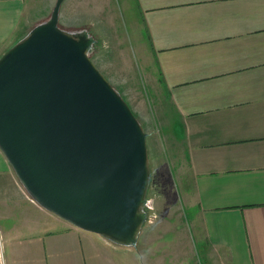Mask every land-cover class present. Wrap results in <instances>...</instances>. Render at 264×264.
I'll return each instance as SVG.
<instances>
[{
	"label": "crops",
	"instance_id": "1",
	"mask_svg": "<svg viewBox=\"0 0 264 264\" xmlns=\"http://www.w3.org/2000/svg\"><path fill=\"white\" fill-rule=\"evenodd\" d=\"M133 1L176 118L189 244L205 264H264V0ZM69 11L60 21L80 23ZM44 16L0 0V57ZM0 237L3 264H145L139 243L38 205L1 147Z\"/></svg>",
	"mask_w": 264,
	"mask_h": 264
},
{
	"label": "water",
	"instance_id": "2",
	"mask_svg": "<svg viewBox=\"0 0 264 264\" xmlns=\"http://www.w3.org/2000/svg\"><path fill=\"white\" fill-rule=\"evenodd\" d=\"M64 0L0 57V147L27 194L75 227L136 246L151 182L147 132L59 25Z\"/></svg>",
	"mask_w": 264,
	"mask_h": 264
},
{
	"label": "rangeland",
	"instance_id": "3",
	"mask_svg": "<svg viewBox=\"0 0 264 264\" xmlns=\"http://www.w3.org/2000/svg\"><path fill=\"white\" fill-rule=\"evenodd\" d=\"M56 1L27 0L32 10L44 13L47 19ZM60 11L64 16L68 11L75 18L81 16L78 24L59 21V25L69 32L87 30L95 37L91 59L123 95L148 134L152 178L144 208L148 217L138 240L143 263L205 264L202 246L189 244L191 222L179 189L182 168L174 146H178L176 118L150 58L147 34L134 1L64 0ZM1 261L3 264V257Z\"/></svg>",
	"mask_w": 264,
	"mask_h": 264
},
{
	"label": "flooded vegetation",
	"instance_id": "4",
	"mask_svg": "<svg viewBox=\"0 0 264 264\" xmlns=\"http://www.w3.org/2000/svg\"><path fill=\"white\" fill-rule=\"evenodd\" d=\"M0 264H2L1 258H0Z\"/></svg>",
	"mask_w": 264,
	"mask_h": 264
},
{
	"label": "built area",
	"instance_id": "5",
	"mask_svg": "<svg viewBox=\"0 0 264 264\" xmlns=\"http://www.w3.org/2000/svg\"><path fill=\"white\" fill-rule=\"evenodd\" d=\"M1 252V251H0Z\"/></svg>",
	"mask_w": 264,
	"mask_h": 264
}]
</instances>
